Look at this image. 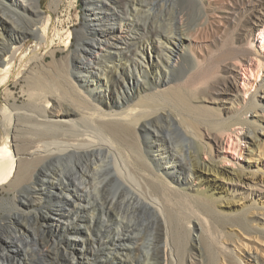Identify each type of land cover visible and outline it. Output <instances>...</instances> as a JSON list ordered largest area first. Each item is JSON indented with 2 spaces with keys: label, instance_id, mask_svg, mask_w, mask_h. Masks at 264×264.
Masks as SVG:
<instances>
[{
  "label": "bare ground",
  "instance_id": "obj_1",
  "mask_svg": "<svg viewBox=\"0 0 264 264\" xmlns=\"http://www.w3.org/2000/svg\"><path fill=\"white\" fill-rule=\"evenodd\" d=\"M10 1L14 6L0 1V15L26 18L30 26L17 25L10 41L4 39L0 28V87L6 85L4 102L0 96V122L8 121L0 127V184L5 183L7 190H16L22 204L44 209L36 216L39 226L49 222L68 233L82 227L86 239L95 243L94 206L99 197L109 203L115 223L111 242H107L113 252L103 264H184L182 235L178 236L177 230L185 227L208 233L209 243L221 254V264H264L263 242L237 233L239 240L228 245L224 236L227 232L230 237L233 230L217 224L221 230L217 228L220 232L216 235L209 216L201 218V211L189 215L185 210L209 199L210 193L198 197L191 191L200 193L208 183L215 185L221 180L219 163L228 158L236 160L244 152L246 167L255 169L245 178L264 185V139L256 137L255 123L242 116L250 111L255 121H264V114H259L264 94L260 100L256 97L264 89V0H187L211 17L205 28L199 22L187 27L183 11L173 14L176 0L159 4L158 26L141 24L137 18L144 8L147 16L153 13L148 2L84 0L89 22L75 31L77 47L65 58L74 75L70 84L83 90L86 103L72 97V101L59 99L54 90V96L48 95L40 76L26 79L30 81L25 106L9 102L12 93L7 83L14 65L18 61L17 75L34 57L39 63L43 61L37 54L40 49L47 47L53 61L58 52L51 45L52 37H48L51 17L43 20L40 0ZM201 31L204 35H200ZM26 34L35 38L34 57H19L17 42ZM212 53L219 54L215 70L195 81L189 76L160 88L172 81L171 74L183 58L196 67ZM154 67V86L150 87L148 72ZM124 98L126 104L132 101L125 107ZM94 100L101 104L93 105ZM24 115L33 124L19 126ZM161 122L166 125L167 135L162 132ZM12 124L17 132L24 128L28 136L23 143L14 140L11 151L7 130ZM223 132H227L225 137ZM201 153L208 155L207 163L198 161ZM233 166L223 170L230 175L226 181L241 180L242 175ZM256 172L260 173L258 177L254 176ZM108 183L114 188L109 196L101 198L100 192ZM85 209L83 216L80 213ZM138 211L150 212L159 229L156 242L147 239L143 249L139 243H132L136 236L130 225L124 231L121 228L125 214ZM211 212L216 224L219 211ZM84 218L86 223L82 222ZM27 228L19 211L9 209L0 222V264H33L28 253L22 259L16 254L20 238L29 236ZM71 235L74 243L81 240L83 252L84 238L76 232ZM177 240L174 251L171 242L176 245ZM191 241L194 248L201 249L200 235ZM131 253L133 258L122 257ZM83 260L71 256L69 264H83ZM201 260H197L199 264Z\"/></svg>",
  "mask_w": 264,
  "mask_h": 264
},
{
  "label": "rangeland",
  "instance_id": "obj_2",
  "mask_svg": "<svg viewBox=\"0 0 264 264\" xmlns=\"http://www.w3.org/2000/svg\"><path fill=\"white\" fill-rule=\"evenodd\" d=\"M0 1L3 2L5 5L14 6L10 0H0ZM141 1L148 2L149 7L151 6L150 7L151 10L154 8V11H152L153 13L150 14L152 15V17L150 15L147 16L146 8H144L145 12L143 13L140 12V14L139 13L137 14V18L139 19V22L141 24L148 22L147 25H152V26H158V24L161 25V23H159L160 21L158 20L159 18L157 17L158 13L156 12L159 7V4L162 1H166V0H147V1L141 0ZM40 4H41L40 10L42 12L43 20H45L48 16H50L52 20L51 31L49 32L48 37L49 38L52 37L51 45H53V48H56L58 52V55L56 58L57 60H55L56 62L58 61V63L52 60V56L51 54H49V51H48L49 49L47 47L40 49L39 52L37 53L39 57L41 56L43 57V61L39 63V61H37V59L32 54V50L36 47L35 38H33L31 34H26L25 38L17 42V45L20 46L19 57L20 55H26L28 58L34 57L33 58L34 60L31 59L30 62L27 61L26 62L27 65L25 64L24 66L25 68H20L19 73H18L19 75L18 74L16 75V73L18 72V69H17L18 61L16 60L17 63L16 65H14L13 71L11 72L9 81L7 83L8 89L12 93V96L10 97L9 102L14 103L17 106H25V104L28 102V95L26 93L28 81L32 79H39L41 76L39 80L43 83L44 87H46L47 93L49 92L48 95L54 96L53 94H55V96H57L59 99L66 98L67 100H70V101H72L71 99L74 100L75 98V100L78 99V100H81L82 102L85 101L86 103V99H85L86 96L83 90L79 86H77L78 88L76 90L70 84V82L74 80V75H72V73L70 72V68H69L70 62H68L67 59L65 58L66 54L69 51H73L77 47V41L74 35L75 31L78 29H81L89 19V18L87 19L86 17L88 10L85 7L84 0H40ZM175 5L177 6L174 7L173 5L172 13L175 11L173 13L175 14L178 12V10L183 11L185 13L187 27H191L192 25L194 26L198 22L202 23L201 27L203 28L208 26V22L209 20H211V17H209L208 14L205 15V12L202 11L199 5H197L196 3L189 2L187 0H176ZM154 13H155V16H153ZM201 15H202V18H201ZM0 16H1L0 17V28H1V31L3 33L5 40L10 41L9 39L12 36L13 31L16 30L15 27L17 25L23 26V27L30 26L26 18L22 17V18L17 19L11 14H9L8 16L9 18H7L6 15L5 16L0 15ZM203 18L205 19L203 20ZM202 20L203 21L206 20V21L203 22ZM201 32H200V35H204L203 32L202 34ZM67 35L69 38H67ZM6 55L7 53L3 54L2 58H4ZM218 57H219L218 53H212V55L210 54V56H206L205 59H202L200 64L196 67H193L191 62L188 59L183 58V61H182L183 64L181 63V65L171 74L170 78L172 79V81L169 84L161 86L160 88L161 89L166 88L169 85H171V83L173 84L177 79L184 78V77L190 76L189 79L192 80L194 78L193 81L199 79L201 77L200 75L204 73H209L215 70ZM65 60L67 61V63ZM154 68L152 70H149L148 72V76H149L148 83L150 87L154 86V82L152 81L153 74L154 72H156V68L155 69ZM67 69L69 70L71 74L67 72L68 71ZM67 74L68 76L70 75L69 76L70 78H68ZM30 75H31V78H30ZM28 78L30 80H26ZM41 79L42 80L44 79V80L42 81ZM62 81H64V83ZM51 83L53 84V87L51 86ZM68 84L70 86H67ZM57 87H61V88H57ZM5 88H6V85H3L0 87V96L3 102L5 99L4 96L6 95ZM66 88L69 90L68 93L70 92L69 95L67 94ZM70 88H72V91H70L71 90ZM53 90L57 91L58 93L57 92L53 93L54 92ZM64 91H66L65 94H63ZM79 91L81 93H79ZM76 92L78 95L76 94ZM251 92H254V90H252ZM263 94H264V89H260L256 93L257 99L258 100L262 99ZM123 102H124V107H125L128 104H130L132 101L126 104L125 103L126 99L124 98ZM92 103L93 105L101 104L97 100H94V102L92 101ZM205 103L209 104L208 102H205ZM262 107L264 108V104L262 105ZM262 107L259 109V114H264V110L262 109ZM112 109L113 108L106 109V110H112ZM245 115L248 119H250L251 122L255 123V125L257 126L255 128L256 137L258 139L259 138L264 139V121L262 119H260V121H255L253 117L254 113L250 111L248 113L243 112L242 116L244 117ZM7 122L1 121L0 127H3L4 125H6ZM30 124H33V121L30 118H28L26 115L21 116L19 126L30 125ZM12 125L13 127H9L7 130V134L9 136V140H8L9 145H10L9 148L11 149V151L13 150V147H14V143H13L14 140L18 143H23L24 142L23 139L26 136H28V133H26V130H24V128L22 129L20 127V129L17 132L15 131V125L14 124ZM160 126L162 129V132L163 133L165 132L164 134L167 135L168 131H167V128L164 122L163 124L161 122ZM226 134L227 132H223L224 137ZM242 146L246 148L247 144L242 143ZM226 153H231V152L226 150ZM245 155H246V152L243 153V156L236 158V160L235 158H228L226 162L219 163V174L222 177V179L217 181L215 185H213V183H208V186L203 187L200 193H195L194 191H191L192 193H194V195L198 197L200 196L203 197L204 195L203 193L205 194L210 193L209 199L204 201L205 205L201 203V206L203 205V207H201L199 203L198 205L199 208L198 206H191L189 210L185 209L186 213L189 215H194V211L196 214H198L201 211V214H199L201 215L200 216L201 218H205L209 216V218L207 217V219L208 220L211 219V221L210 220L209 221L212 222L213 227L215 226L214 228L217 233L216 235H218V232H220L222 226H226L228 229H230L229 230L230 232L233 230L234 232H231L230 237L229 235H227V232H226V236H224L226 238L223 237L224 241L228 243V245L239 240L240 236L238 237L235 236V235H238L237 233L243 234L247 239L257 241L259 243L260 242L264 243V185L260 183L255 184L253 182H250L247 178H245L246 175H248L250 172L253 173L255 170L253 168L248 169L246 167L247 164L245 160ZM207 158H209L208 155L206 156L205 154L201 153L199 155L198 161L200 163L203 161L207 163L208 162ZM231 166H233V168L237 170L239 174L242 175L240 181H237V182L226 181V179L230 177V175H228V173H226L223 170H228L231 168ZM259 174H260L259 172H256L254 173V176L258 177ZM243 175L245 176L243 177ZM180 176L181 177L183 176L182 173L180 174ZM256 179L257 178H255V180ZM222 180H223V183H220L222 182ZM4 185L5 183L0 184V222L3 221V218L8 213L9 209L16 208L20 213L22 222H24L26 226L28 227L27 230H28L29 236L21 237L20 242L19 243L17 242L20 245V251L16 253L18 258L22 259L25 253H28L29 254L28 258L29 260L32 261L33 264H69L70 257L75 256L77 258L83 257L84 259L82 261L83 264H103L105 262V258L111 255V253L113 252L112 249L110 248L111 246L107 245V242H111L110 237L114 234L115 223L113 222V219L111 218L113 214L112 213L113 210L110 209L111 207L108 202L105 203L106 200H103L97 197L98 203H96V205L94 206L95 212L97 213L96 214L97 223L94 225L92 232L96 235L97 241L93 243L92 239L91 240L90 238H88V240L86 239L87 233L86 232L84 233V228L82 227L80 229L81 232L80 230L73 229V230H70L69 233L68 231L63 230L60 227H54L49 222L47 224L42 222V227H40L39 224H41V222L37 220L36 216L40 215L42 210L44 209L38 206L36 207V206L22 204L19 201V194L17 193V191L7 190L6 188L3 187ZM113 188H114L113 184L108 183L104 187L105 191L100 192L99 196L101 198L109 196ZM102 202L104 203L102 204ZM211 203L213 206H210ZM44 204H47V203L45 202ZM200 207L203 209H201ZM209 207H211L212 210L219 211V220L216 221V224H214L215 220H212V216H211L212 210H210ZM108 210H109V213H108ZM85 211L87 210L86 209L83 210L80 214L85 216ZM104 211L105 212L107 211L106 215ZM124 217L125 218L123 219V224L121 225V228H122V231H124L126 229L127 224L132 227V228L131 227L129 228H131L130 229L132 230L131 232L134 231L133 233L136 236L135 239L131 240L132 243H135V242H137V244L139 243L140 248L142 247L141 249H143V247L144 248L146 247V244L148 243V240L150 238H153V240L156 242V240L158 239L159 229L154 220L153 215L150 212L138 211V212H135V214L133 215L126 213ZM177 217L179 218V216ZM98 218H102L104 221H100V219ZM82 222L86 223L87 221L84 218ZM217 224L221 228H218ZM228 225H231V226H228ZM96 227H97V230H96ZM111 228L113 229L112 231H111ZM217 228L220 230H217ZM99 230H101V233L99 232ZM236 230H239V231H236ZM177 231H179L178 236L179 234L182 235V243L184 246L183 248L184 253L182 252L183 253L182 257H183L184 264H199V261L197 260H201V259H202L201 264H221L222 263V262L220 263V261H222L221 260L222 257H220L221 254L216 253L212 244L209 243L208 237H206L208 233L203 232L204 234H206L204 235L201 233L200 230H195V231L193 230L192 232V230H190L188 227H185V229L183 228V230L181 231L180 230H177ZM75 232L78 233L81 238H84L83 241L85 242V250L83 252H81L80 250L81 249L80 247L82 245L81 240L78 239L79 243H74L75 241L70 239L72 236L71 234ZM199 232L201 234H198ZM196 235L197 236L200 235V242H201L200 250L192 246L191 240L194 237L196 238L197 237ZM100 238H102V240ZM178 243L179 242L177 240V243L175 244L177 245ZM173 245L174 243L171 242V246L173 250L175 248L174 251H176V249L178 248V245L177 247L176 245L174 246ZM133 255L134 254L131 253V254H127V256H122V257L123 258L128 257V259H130V257L133 258ZM111 264H116V263L112 262Z\"/></svg>",
  "mask_w": 264,
  "mask_h": 264
}]
</instances>
